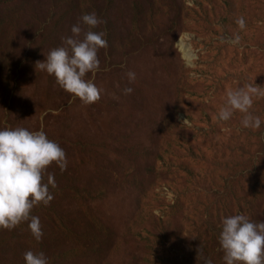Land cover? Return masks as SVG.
<instances>
[{"label": "rangeland", "instance_id": "374dc122", "mask_svg": "<svg viewBox=\"0 0 264 264\" xmlns=\"http://www.w3.org/2000/svg\"><path fill=\"white\" fill-rule=\"evenodd\" d=\"M91 12L108 47L85 77L101 99L85 105L35 65ZM251 83L264 86V0H0V130H43L68 160L32 210L42 240L27 222L0 229V264L29 250L49 264H225L222 220L264 221V96L258 129L239 111L219 119Z\"/></svg>", "mask_w": 264, "mask_h": 264}, {"label": "clouds", "instance_id": "9594fccd", "mask_svg": "<svg viewBox=\"0 0 264 264\" xmlns=\"http://www.w3.org/2000/svg\"><path fill=\"white\" fill-rule=\"evenodd\" d=\"M81 22L88 30L84 31L80 24L73 25L72 35L63 38V46L50 50L44 61L36 62L35 69L54 76L65 92L79 98L85 105H91L101 99L103 90L85 77L99 70L98 51L107 48L108 42L104 38L105 32L92 30L105 23L95 12L82 15ZM237 24L243 29L244 18H239ZM239 40L237 35L231 42L235 44ZM125 75L130 83L136 80L133 71ZM123 91L125 95H130L133 89L125 88ZM256 96H264V86L251 83L229 91L219 119L227 121L239 111L244 114L242 124L245 128L258 129L261 120L250 112L253 97ZM53 163L64 172L68 165L66 152L43 130H0V229L11 231L27 222L34 239L37 242L42 240V225L39 217L32 215V210L39 204L48 206L54 199L49 187L56 188L57 184L54 175L47 172ZM221 223L219 244L225 264H264V221L253 222L241 213L226 217ZM198 256L202 264H212L199 252ZM23 258L25 264H49L43 252L29 250Z\"/></svg>", "mask_w": 264, "mask_h": 264}]
</instances>
